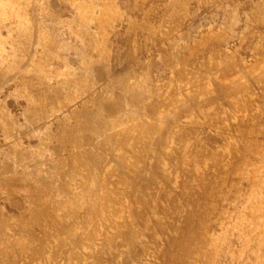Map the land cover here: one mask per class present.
<instances>
[{
	"label": "bare ground",
	"instance_id": "1",
	"mask_svg": "<svg viewBox=\"0 0 264 264\" xmlns=\"http://www.w3.org/2000/svg\"><path fill=\"white\" fill-rule=\"evenodd\" d=\"M0 264H264V0H0Z\"/></svg>",
	"mask_w": 264,
	"mask_h": 264
},
{
	"label": "rangeland",
	"instance_id": "2",
	"mask_svg": "<svg viewBox=\"0 0 264 264\" xmlns=\"http://www.w3.org/2000/svg\"><path fill=\"white\" fill-rule=\"evenodd\" d=\"M1 32H2L3 34H5V33H6L4 29H3Z\"/></svg>",
	"mask_w": 264,
	"mask_h": 264
}]
</instances>
